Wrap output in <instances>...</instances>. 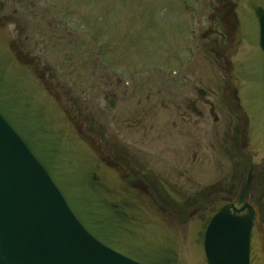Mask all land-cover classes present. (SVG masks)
I'll return each mask as SVG.
<instances>
[{
  "label": "water",
  "instance_id": "water-1",
  "mask_svg": "<svg viewBox=\"0 0 264 264\" xmlns=\"http://www.w3.org/2000/svg\"><path fill=\"white\" fill-rule=\"evenodd\" d=\"M239 35L227 77L254 154L235 199L183 224L106 156L0 18V264H264L252 202L264 162V0H231Z\"/></svg>",
  "mask_w": 264,
  "mask_h": 264
},
{
  "label": "flooded vegetation",
  "instance_id": "flooded-vegetation-1",
  "mask_svg": "<svg viewBox=\"0 0 264 264\" xmlns=\"http://www.w3.org/2000/svg\"><path fill=\"white\" fill-rule=\"evenodd\" d=\"M38 2L39 0L9 2L16 7L29 9V15L34 19L32 35L28 34L26 12L20 13L19 9L6 7L8 1H0V18L2 23L12 22L20 50L38 62L40 72L57 89L59 76L71 77L76 71L75 65H72V54L68 51L73 42L64 41L69 27L63 19H59L62 25L56 26L53 19L51 21L40 14L43 7L48 6H39ZM212 2L210 27L202 35L201 41L209 43L206 51L217 55L222 63L221 72L226 79L224 90L228 94V101H220L221 85L218 80L215 82L212 79L210 82L215 88L200 86L198 73L188 69L197 61V44H191L192 47L187 52V60L190 61L187 67L173 71L128 70L130 74L127 79L118 73L117 58L110 56L112 63L108 64V55L103 53L101 43L96 53V76L101 72L98 66L102 62L111 67L108 70L110 74L101 75L106 77L111 88V98L107 103L116 112L113 140L109 141L103 132L98 136L105 154L113 164L126 171L127 184L145 188L153 201L175 220L174 213L169 209L171 206L197 201L198 192L191 194L192 190L224 188L234 194L227 199H235L238 195L235 190L240 189L245 182V171L248 172L254 156L246 149L244 131L247 119L242 115L241 107L233 94L232 83L227 77L230 55L234 50L229 41H237L239 35L236 6L231 0ZM3 9L10 10V14L2 15ZM19 15H22L21 19L17 17ZM6 18H11L10 22H5ZM42 22L47 25L44 26L45 29L38 25ZM222 48L224 52L220 53ZM62 90L68 92L65 85ZM123 126L127 132L125 135L122 134ZM120 135L127 143L119 140ZM204 149L207 152L211 150L213 154L204 155ZM235 151L240 156V163H233L232 176L225 177L223 160L217 154L221 152L224 158L231 159L236 154ZM213 160L217 161L218 168L213 170L220 172L219 177L216 176L209 183L199 182L198 174L206 175L205 166ZM263 167L264 162L254 172L253 189L257 183L258 171ZM223 199L226 197H216L206 205ZM252 202L258 209L259 223L264 230V206L260 198L254 202L253 191Z\"/></svg>",
  "mask_w": 264,
  "mask_h": 264
},
{
  "label": "rangeland",
  "instance_id": "rangeland-1",
  "mask_svg": "<svg viewBox=\"0 0 264 264\" xmlns=\"http://www.w3.org/2000/svg\"><path fill=\"white\" fill-rule=\"evenodd\" d=\"M4 1H8L6 7L19 9L20 13L26 12L28 34L32 35L34 19L30 17L29 9L16 7L14 3H9L19 0ZM212 1L39 0V6H48L43 7L41 15H45L51 21L53 19L56 26L62 25L59 19H63L62 21L69 27V34H64L66 36L64 41L73 42L68 51L72 54V65H75L76 71L71 77L59 76L57 89L73 108L74 113L83 124L85 132L93 137H98L103 132L109 141L114 138L116 112L107 103L111 98V88L108 86L109 82L106 77L101 75V73L110 74L108 70L111 67L102 62L103 64L98 66L101 72L97 76L94 72L97 69L94 65L97 64L96 53L100 43L103 53L108 55V64L112 63L110 56L117 58L118 73L126 79L130 74L128 70L165 69L173 71L185 68L186 65H190L188 64L190 61L187 60V52L192 47L191 44H197L199 46L197 61L188 69L198 73L200 86L215 88L210 82L212 79L215 82L218 80L221 85L220 101L229 100L228 94L224 90L226 79L221 72L222 63L217 55L206 51L205 48H209V43L201 41L202 35L210 27L209 16L213 13ZM9 11L3 9L2 15L10 14ZM17 17L21 19L22 15ZM10 20L11 18H6L4 21L10 22ZM38 25L41 28L47 26L45 22ZM219 51L223 53L224 49ZM64 85L68 92L62 90ZM126 133L125 126H123L122 134ZM118 138L122 142L125 141L121 135ZM211 153V150L207 152L204 149V155ZM217 155L220 160H223L222 167L225 168V177L232 176L233 163H240L239 154L237 152L233 154V159L224 158L221 152ZM216 163V160H213L211 164L207 163L208 166H205L204 169V172L207 171L204 173L206 175H201L203 173L198 172L200 173L198 174L200 175L199 182L209 183L216 176L219 177L220 172L214 171L218 168ZM213 168L215 169L213 170ZM246 175L247 170L245 171ZM257 176V183L253 189L254 202L260 198L264 206V167L259 169ZM197 192V201L192 200L179 206H171L172 208L169 209L174 213L179 224H183L187 220L193 209L206 205L216 197L231 198L234 195L224 188L205 191L192 190L191 194ZM238 192L239 189L235 190L236 194Z\"/></svg>",
  "mask_w": 264,
  "mask_h": 264
}]
</instances>
